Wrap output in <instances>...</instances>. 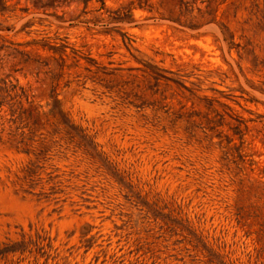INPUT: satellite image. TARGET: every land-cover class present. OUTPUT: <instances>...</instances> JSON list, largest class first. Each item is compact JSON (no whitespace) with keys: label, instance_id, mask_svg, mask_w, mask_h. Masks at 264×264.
I'll return each instance as SVG.
<instances>
[{"label":"rangeland","instance_id":"rangeland-1","mask_svg":"<svg viewBox=\"0 0 264 264\" xmlns=\"http://www.w3.org/2000/svg\"><path fill=\"white\" fill-rule=\"evenodd\" d=\"M0 264H264V0H0Z\"/></svg>","mask_w":264,"mask_h":264}]
</instances>
